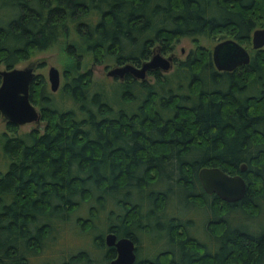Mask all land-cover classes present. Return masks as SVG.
<instances>
[{
	"label": "trees",
	"instance_id": "obj_1",
	"mask_svg": "<svg viewBox=\"0 0 264 264\" xmlns=\"http://www.w3.org/2000/svg\"><path fill=\"white\" fill-rule=\"evenodd\" d=\"M262 27L264 0H0V68L61 47L69 103L37 75L43 131L8 122L0 134V264H109L108 232L134 241L133 264H264V46L251 44ZM228 38L250 61L218 71L201 40ZM182 39L193 48L169 72L82 71L87 58L140 66ZM242 164L241 200L203 190L201 168ZM66 229L86 248L57 252Z\"/></svg>",
	"mask_w": 264,
	"mask_h": 264
},
{
	"label": "water",
	"instance_id": "obj_2",
	"mask_svg": "<svg viewBox=\"0 0 264 264\" xmlns=\"http://www.w3.org/2000/svg\"><path fill=\"white\" fill-rule=\"evenodd\" d=\"M252 49L264 46V28H257L251 35ZM211 58L218 71H232L250 61L249 51L234 39H223L217 42L211 51ZM172 67V56H164L154 52L152 56L135 66L130 63L107 68L106 75L111 78L122 79L131 75L137 79H144L147 72L161 70L167 72ZM35 65L11 69L0 68V115L7 122L21 126L27 123H39L40 113L30 101L31 83L37 74ZM50 89L55 92L60 86L59 70L53 66L48 69ZM246 169L240 166V174H228L218 167H203L198 172V178L203 190L208 194H215L226 202L241 200L246 193L247 184L241 173ZM108 246H114L117 256L110 264H133L135 261L134 241L128 237L117 239L109 233L105 236Z\"/></svg>",
	"mask_w": 264,
	"mask_h": 264
},
{
	"label": "rangeland",
	"instance_id": "obj_3",
	"mask_svg": "<svg viewBox=\"0 0 264 264\" xmlns=\"http://www.w3.org/2000/svg\"><path fill=\"white\" fill-rule=\"evenodd\" d=\"M264 28V27H262ZM219 41H212V40H206L202 39L201 44L204 46L208 47L211 51L213 46ZM193 48V44L189 39H182L175 47L174 51L170 54H166L164 56H172V67L169 69L171 71L173 69V59L174 57L177 59H184L186 55L189 53V51ZM44 63L43 67H39V64ZM29 64H34L35 65V70L34 72L37 75H42L46 82H47V88L48 92L52 94L56 99L54 100L55 104L61 105L62 103L67 105L69 104L68 102L64 101L61 99L58 90L60 89L62 83H63V70L64 66L66 65L65 63V54L64 50L61 47H55L52 48L51 50L45 51V52H40L30 58L28 61H25L21 63L18 68H23L26 67ZM109 65V64H108ZM55 67L59 70L60 73V86L59 89L55 92H52L50 89V84L48 81V69L49 67ZM114 67L109 66L108 68ZM84 68H90L93 74V77L95 80H100V81H105V82H111L113 78L108 77L106 75L107 69L104 64L102 65H93V63L89 62V58L85 59L83 62V67L82 71ZM168 71V72H169ZM38 111L39 107L35 106ZM7 121L5 118L0 116V134L7 132ZM44 123L40 121V123H27L25 125L18 126V131L21 132H27L33 129H38L40 132L43 131ZM58 244V249L56 250L57 252L59 250H63L66 253H75L80 249L86 248V242L83 240L81 237H77L74 235L70 230L66 229L65 233L63 234L62 237H60L59 241L57 242ZM56 245V246H57ZM57 257V256H54ZM59 257H57L58 260ZM51 261L55 262L54 259L52 260L48 256H44L41 261H34V264H45V261Z\"/></svg>",
	"mask_w": 264,
	"mask_h": 264
},
{
	"label": "flooded vegetation",
	"instance_id": "obj_4",
	"mask_svg": "<svg viewBox=\"0 0 264 264\" xmlns=\"http://www.w3.org/2000/svg\"><path fill=\"white\" fill-rule=\"evenodd\" d=\"M148 75V72H147V74H146V76ZM146 78V77H145ZM40 110V109H39ZM39 113H40V111H39ZM1 116V115H0ZM41 121V120H40ZM8 123V122H7ZM40 123V122H39ZM109 233H113V232H108V233H106V235L107 234H109ZM113 234H115V233H113ZM105 235V236H106ZM116 235V234H115ZM116 237H117V239H119V238H122V237H118L117 235H116ZM104 241H105V238H104ZM105 244H106V242H105ZM106 246L108 247V248H111L113 251H114V254H113V257L109 260V264H110V262L113 260V259H115L116 258V256H117V251H116V249H115V247L114 246H108L107 244H106ZM134 246H135V260H136V244L134 243ZM135 262V261H134Z\"/></svg>",
	"mask_w": 264,
	"mask_h": 264
}]
</instances>
